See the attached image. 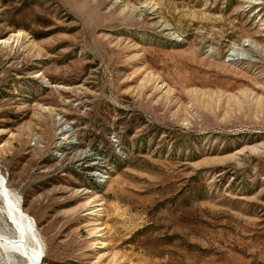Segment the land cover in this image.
<instances>
[{
    "label": "rangeland",
    "instance_id": "obj_1",
    "mask_svg": "<svg viewBox=\"0 0 264 264\" xmlns=\"http://www.w3.org/2000/svg\"><path fill=\"white\" fill-rule=\"evenodd\" d=\"M0 175L43 264H264V0H0Z\"/></svg>",
    "mask_w": 264,
    "mask_h": 264
},
{
    "label": "bare ground",
    "instance_id": "obj_2",
    "mask_svg": "<svg viewBox=\"0 0 264 264\" xmlns=\"http://www.w3.org/2000/svg\"><path fill=\"white\" fill-rule=\"evenodd\" d=\"M16 195L0 175V249L7 254L6 264H43L42 241Z\"/></svg>",
    "mask_w": 264,
    "mask_h": 264
}]
</instances>
